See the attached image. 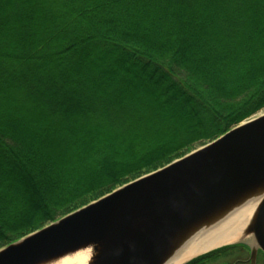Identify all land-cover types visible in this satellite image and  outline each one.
I'll use <instances>...</instances> for the list:
<instances>
[{
  "label": "trees",
  "instance_id": "1",
  "mask_svg": "<svg viewBox=\"0 0 264 264\" xmlns=\"http://www.w3.org/2000/svg\"><path fill=\"white\" fill-rule=\"evenodd\" d=\"M263 109L264 0H0V248Z\"/></svg>",
  "mask_w": 264,
  "mask_h": 264
},
{
  "label": "water",
  "instance_id": "2",
  "mask_svg": "<svg viewBox=\"0 0 264 264\" xmlns=\"http://www.w3.org/2000/svg\"><path fill=\"white\" fill-rule=\"evenodd\" d=\"M237 217L235 239L199 252ZM232 245L264 255V112L0 248V264H188Z\"/></svg>",
  "mask_w": 264,
  "mask_h": 264
},
{
  "label": "bare ground",
  "instance_id": "3",
  "mask_svg": "<svg viewBox=\"0 0 264 264\" xmlns=\"http://www.w3.org/2000/svg\"><path fill=\"white\" fill-rule=\"evenodd\" d=\"M244 224V219L242 217H237L236 220L233 222V227L229 228V231H227L226 234L216 236L215 238L211 239L209 242H207L199 252H204L206 250L212 249L214 247H217L218 245H222L223 243L231 242L234 238V234L236 232H232L234 230H239L242 228V225ZM232 234V235H230ZM88 257L87 253H78L77 255L67 258L65 260H62L59 264H84L86 259Z\"/></svg>",
  "mask_w": 264,
  "mask_h": 264
},
{
  "label": "flooded vegetation",
  "instance_id": "4",
  "mask_svg": "<svg viewBox=\"0 0 264 264\" xmlns=\"http://www.w3.org/2000/svg\"><path fill=\"white\" fill-rule=\"evenodd\" d=\"M248 249L246 246H237V247H232V248H228L226 251H223L221 253H219V256L215 257L214 259L208 260L206 262H204L203 264H212V263H216V264H251L250 261V251L248 249V253L249 255L245 256L246 258L242 257H236L232 263H228L227 261L225 262H221L224 258H226L229 253V251H233V250H245ZM231 261V260H230ZM229 261V262H230ZM256 264H264V255H262L261 253H259L258 257H257V263Z\"/></svg>",
  "mask_w": 264,
  "mask_h": 264
},
{
  "label": "rangeland",
  "instance_id": "5",
  "mask_svg": "<svg viewBox=\"0 0 264 264\" xmlns=\"http://www.w3.org/2000/svg\"><path fill=\"white\" fill-rule=\"evenodd\" d=\"M264 112V109L263 110H261L259 113H257V114H255V115H253V116H256V115H258V114H260V113H263ZM239 247V246H238ZM228 254H230V255H228L226 258H224L221 262H225V261H227L228 263H232L233 262V260L236 258V257H242V256H244L243 258H246L245 256H247V255H249V253H248V249H246L245 248V250H233V251H229V253ZM231 260V261H230ZM230 261V262H229ZM212 264H216V263H212Z\"/></svg>",
  "mask_w": 264,
  "mask_h": 264
}]
</instances>
